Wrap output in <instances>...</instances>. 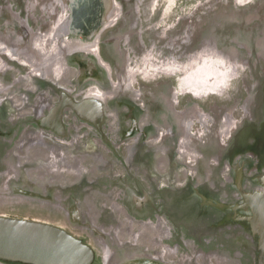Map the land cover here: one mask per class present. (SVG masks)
Returning <instances> with one entry per match:
<instances>
[{"label": "rangeland", "instance_id": "rangeland-1", "mask_svg": "<svg viewBox=\"0 0 264 264\" xmlns=\"http://www.w3.org/2000/svg\"><path fill=\"white\" fill-rule=\"evenodd\" d=\"M8 3L13 7L9 6L8 9L13 16L20 20L19 27L14 25L18 33H20V28L24 33L27 32V29L35 31L37 27L42 28V22L55 21L56 19L57 22L52 23L53 30L46 34H32L33 38L36 36L39 38L37 40H40L42 36V45L46 50L50 49L51 34L55 32L53 36L57 37L56 43H58L59 50L63 48L60 46L68 43L70 46L68 49L78 47V50L92 53L87 54L74 50L76 53L66 55V59L61 57L66 67L64 75L72 77L73 83H62L68 90L64 100L58 101L57 98H52V103L58 101L57 105L50 112L45 111L44 117L48 118L49 123L54 127L49 129L50 134L58 131L55 129L57 126H64V131L58 132V135L64 139L77 140L78 135L79 137L83 135L88 140L82 149L78 148V144L65 147V150L74 151V153L66 152L69 158L73 154L77 156H80L81 153L87 154V157L82 158V164L88 170L81 175V180L80 176L78 179V176L63 169L58 172L50 169L49 173L46 170L47 173L41 177L43 168L39 166L42 165L33 164L31 177L33 186L37 185L36 181L42 182L52 198L61 199L60 197H69L78 194V192L84 194L88 189L93 190L92 192L95 191L94 184L90 181H92L93 175L98 174V169L93 168L92 171L90 168L93 160L89 154L95 149L91 140L95 138L102 141L110 138L111 131L108 133L105 127L113 126L112 129L116 130V134L124 135L123 129L129 130L132 126L131 121L137 119V116L142 113L141 109L144 108L149 118L147 124H151L143 127L146 132L148 128L153 127L154 122H158V116L153 117V112L161 110L154 100V96L157 93L164 96L166 90L178 95L180 105L189 101L188 97L191 98V95L187 92L183 81L181 84L179 83L178 78L186 79L185 72H189L188 64L190 65L192 60L193 65L196 66L200 64L202 66V63H207L208 59L211 60V67L212 63H215L214 80L218 81L215 84L217 87L207 86L208 78L206 77L204 79L206 87H203L201 91L209 90L210 92L201 99L192 98V100L209 111H212L214 103L220 104V136H217V140L219 138L224 140L232 132L234 125L239 122L237 119L245 114L243 105L247 102V97L249 94L253 95L251 109L254 115L247 114L248 116L239 122L233 135L227 139L229 145L220 147V152L223 153V156L221 155L223 161H220V164L209 163L211 156L219 155L216 143L211 142L212 138L217 142L215 137H212L214 136L211 131L214 126L213 118L198 107L206 116H203V121L206 124L202 125L197 119H194L192 122L196 123L197 121L200 128L198 131L191 130L192 122L190 121L187 132L200 137L204 145L206 141L211 144L202 148L207 159L194 164L190 162L193 170L198 172H193L194 177L188 179L185 185H182L186 180L185 172L178 170V164L176 167L173 166L176 168L174 174L176 190L174 193L169 190L158 193L162 198L171 195V204L167 205L169 207H165L166 211H161L166 216L160 215L167 221L170 219L174 225L177 241V245H175L176 260H179L183 254L191 255L200 250L207 252L215 249L227 252L233 260L222 256L220 258L215 256L205 258L204 255L209 253L196 255L198 257H195V260L200 263L206 261L209 264H258L256 253L255 257L253 254V257L246 254L245 251H250L249 243L241 236L228 239L226 237L224 241H220L211 232L209 218H215L216 213L208 212L211 215H207L208 209L203 205L201 210L199 203L203 200L199 196H195V192L191 190L190 186H199L198 192L211 202L216 201L219 197L220 200L231 202L237 198L238 193L235 191L236 186L233 187L235 184L232 183L234 180L232 172L235 167L240 170L236 178L242 186L246 185V187H252L256 183V176L264 173V0H0V5ZM28 13L34 23H28ZM87 13H91V15L88 16ZM93 13L95 16L92 15ZM1 15L0 20L9 17L8 12L2 7ZM35 21L37 22L36 26L34 25ZM102 25H108V27L101 35H96ZM92 34L97 37L95 36L91 42H88ZM24 39L25 37L22 40ZM109 44L115 46L118 54H124V58L117 59L110 50ZM96 45L100 48L99 53L102 59L98 54L96 55L98 53ZM197 47H206L207 51V53L195 54L200 62L194 59L195 55L193 56L198 51ZM6 48L5 43L0 45L1 50L4 51ZM211 50H214L216 54L209 53ZM18 53L12 54V58H17L26 64L24 58ZM150 60L154 63L153 69L157 65L160 67L144 75V66L149 64ZM169 63L176 67L168 69ZM9 67L8 64L6 68ZM203 75L204 72L200 75L199 70H192V79L196 81ZM60 76L55 77L54 75L57 79ZM128 80L129 84L126 82ZM107 82H114L113 87H109ZM92 86L97 87L96 90L104 95L93 92V96ZM55 90L56 92L61 91ZM137 91H141L140 98H136ZM114 92L118 96L117 99L112 100V97L107 98L105 95V93L112 95ZM174 98L176 99V96ZM34 99L35 97L32 98L33 103ZM84 102H88L86 108L83 107ZM32 123L37 126V121L32 120ZM76 126L81 128V131L75 130ZM225 129L228 132L225 133ZM209 136L211 138L204 141V138ZM253 137H258L259 142L251 148L248 143L252 141ZM103 148L110 147L98 146L102 154L104 153ZM237 151L240 153L238 154ZM249 151L252 154V156L248 155L249 161L248 159L234 160L238 156H247ZM233 153L235 155L232 158ZM48 163H44V165L47 167ZM188 169L191 170L190 167ZM117 170H120V173L125 171L118 168L115 172ZM51 175L54 178H49ZM118 180L119 182L129 183L132 181L135 183V179L131 176L120 177ZM88 183H91V188L88 187ZM210 183L212 186L216 185L214 187L218 189V194L209 192L207 185ZM123 189L121 190L124 193L123 202L129 208V214H135L127 190L124 187ZM0 214L27 216L57 224L65 220L62 209L50 202L47 204L24 200L6 202L0 199ZM102 217L107 219L106 214H103ZM137 226L135 224L133 227L134 231H137ZM75 228L70 227L73 232L88 241L91 240L89 237L91 232L89 233L88 228L76 225ZM149 234L152 232L145 233V238L140 239V244H149L147 237ZM224 234L228 235V233ZM252 245L251 242L250 246Z\"/></svg>", "mask_w": 264, "mask_h": 264}, {"label": "flooded vegetation", "instance_id": "flooded-vegetation-1", "mask_svg": "<svg viewBox=\"0 0 264 264\" xmlns=\"http://www.w3.org/2000/svg\"><path fill=\"white\" fill-rule=\"evenodd\" d=\"M9 6L13 8L10 3L0 5V18H2L1 7L9 14L8 18L0 20V45L5 43L7 47L4 51L0 49V199L6 202L17 200L38 201L44 204L50 202L52 205L55 204L58 208H61L64 212L65 220L58 223L59 225L66 227L70 231H72L70 227L75 228V225L78 227L83 226L90 230V243L95 251L91 264H104V255L108 256V258H105L108 264H209L206 261L200 263L195 260V257H198L196 255H204V253H209L204 255L205 258L208 256L220 258L222 256L232 261L233 259L229 257L227 252L215 249L207 252L200 250L199 252H193L191 255L183 254L179 257V260H176L175 245H177V241L175 239L176 232L174 225L170 219L167 221V219H164L160 215L164 214L161 211H166L165 207H169L167 205L171 204V195L170 197L163 196L162 198L159 193L168 190L174 193L176 190V176L174 175L176 173V168H174L176 164L179 166L178 170L186 174V180L182 184L185 185L188 179L194 177L192 174L198 172L197 170H193L191 163L194 164L200 160L207 159L202 152V148L211 145L206 141L211 136L204 138V141H206L204 145L200 137L193 136L194 134L190 135L187 132V126L190 124V121L192 122L194 119H197L203 125V116H205L204 112H202L203 110L213 118L214 126L211 131L214 136L212 137H215L217 140V136H220V104L214 103L212 111H209L192 100V98L201 99L206 93L210 92L209 90L201 91L203 87H206L204 85V79L206 77L208 78L207 86L215 87L218 81L216 79L214 80V77L209 79V76L203 75L199 80L200 82L195 84L192 81L193 60L191 59L190 65L188 64L189 72H185L186 79L178 78L179 83L181 84L183 81V85L191 95V98L188 97L189 101L180 105L178 95L171 91L167 92L166 90L164 96H160L161 93H157L154 96V100L161 110L153 112V117L158 116V122H154L152 124L153 127L148 128L146 132H144L143 127L151 124H147L149 118L144 108L141 109L142 113L137 116V119L131 121V128L129 130H126L127 128L125 130L123 129L124 135L119 136L116 134V130L114 131L112 129L113 126L105 127L108 133L111 131L109 133L110 138L103 139V142L95 138L91 140V144L95 149L89 154V157L93 160L90 168H92V171L93 168L98 169V174L93 175L92 181H90L94 184L93 189L95 191L92 192L93 190L88 189L87 193L84 194L78 192V194H73L69 197H60L61 199L52 198L49 196L42 182L36 181L37 185L33 186L31 177L34 163L42 165L39 166L43 168L41 177H44L47 171L49 173L50 169L56 172L62 171L63 169L78 176V179L80 176L81 180V175L88 170L82 164V158L87 157V154L81 153L80 156L73 154L69 158L66 152L71 151L74 153V151L71 149L65 150V147H70L72 144H78V148L82 149L88 140L83 135L81 137L78 135L77 140L64 139L58 135V132L64 131V126H57L55 129L58 131L50 134L49 129L54 127L49 123V119L44 117L46 110L50 112L57 105L58 101L64 100L68 90L62 83H73L72 77L64 75L66 67L64 66L62 58L66 59V55L76 53L74 50H78V47L68 49L70 46L68 43H65L64 46H60V48H63L59 50L58 43H56L57 37L53 36L55 34L54 32L51 34V38L49 37L52 41L50 43V49H47V51L42 45V36L40 40H37L39 38L37 36L33 38L32 34H46L50 30H53L51 28L52 23L56 19L55 21L42 22V28L37 27L35 31L27 29V32L24 33L20 28V33H18L14 25L19 27L20 20L16 16H13L12 12L8 9ZM90 15L91 13L88 14V16ZM92 15L95 16V13ZM27 20L29 24L30 22L34 23L29 13L27 14ZM36 23L35 21V26L37 25ZM78 27L81 28L80 26ZM107 27L108 25H102L96 35H101ZM27 35L29 36L27 37ZM96 35L92 34L88 42H91ZM24 37L25 39L22 40ZM109 45L110 50L117 59L124 58V54H118L115 46L112 44ZM96 50L98 51L96 55L98 54L101 58L98 45H96ZM78 51L82 50L79 49ZM17 52L21 54L20 56L24 58V63L26 64H23L17 58H12V54ZM82 52L92 54L88 51ZM203 52L207 53L206 50H201V53ZM211 53L212 55L216 54L214 50H211ZM209 61L211 60L208 59L207 63H202V67L208 65ZM96 63L99 66L97 61ZM148 63L144 66V75L160 67V65H157L153 69L154 63L151 60ZM8 64L10 67L6 68ZM174 67L172 65L167 66L168 69H174ZM205 73H207V68L205 69ZM53 74L55 77L61 76L57 79ZM126 82L129 84V80ZM113 83H108L109 87H113ZM55 89L61 91L56 92ZM93 89L95 90L93 91ZM96 89L98 88L92 86L91 92L93 96L94 94L104 95ZM137 92L136 95L138 96L136 98H140L141 91ZM105 95L107 98L112 97V100L118 97L115 92L112 95L108 93H105ZM174 96H176V99ZM33 97H35L34 103L32 100ZM52 98H57L58 101L52 103ZM247 98V102L243 105L245 114L237 119L239 122L243 121L248 116L247 114L254 115L251 109L253 95L249 94ZM87 103L84 102L83 107L86 108ZM193 104L195 106H192ZM198 107L202 110L198 109ZM114 114L117 115V113ZM32 120L37 121V126L32 123ZM197 121L196 123L192 122L191 130L198 131L200 125ZM239 122L234 125V128L231 130L232 132L224 140L219 138V141L217 140L215 142L214 138H212L213 141L211 142L216 143L219 149V155L216 157L211 156L209 159L211 161L209 162L210 164L215 165V162L220 164V161H223V159L221 160L223 153L220 152V147L228 144L227 139L238 128ZM75 130L81 131V128L76 126ZM226 132L228 130L225 129ZM108 133L106 135H109ZM258 142L259 138L253 137L252 141L248 144L252 148ZM104 145L110 147L103 148L105 155L98 149V146L104 147ZM246 149L247 146L244 150L246 151ZM237 153L239 154L240 152L237 151ZM235 154H232V158ZM246 155L244 156L245 158L238 156L234 160L248 159L249 161L248 155L252 156L251 152L249 151ZM134 159L135 163L133 162ZM44 163H48L49 166L46 167ZM189 167L191 169L190 171L188 169ZM118 168L121 170L124 169V173H120V170L115 172ZM239 171L235 167L232 172V178H234L232 183L235 184L233 187L236 186L235 191H238V179L236 176ZM125 176L134 178L135 183L132 181L129 183L119 182L118 179ZM49 178H54V176L51 175ZM36 179L37 177L35 175ZM91 183H88L89 188H91ZM214 186L211 183L207 185L209 192L218 194V189ZM123 187L127 190V195L131 200L132 208L135 209V214H129L130 210L123 202L124 193L121 191ZM244 187L248 188L246 185ZM190 188L195 192L196 197L199 196L203 200L199 203L201 210L203 205L208 209L206 212L207 215H211L209 213L212 212L216 213L215 218H209L211 221V232L220 241H224L226 237L228 239L241 236L243 240L249 243L247 245L250 247V251H245L246 254L255 257L256 248L254 244L250 246V243H253L250 234L235 223L223 224L221 204L225 201L220 200L219 197L216 201L211 202L206 200L204 195L202 196L198 192L199 186H190ZM139 191L141 193H138ZM7 196L8 199H6ZM55 197H58V195H55ZM103 214H106L107 219L102 217ZM20 217L28 218L27 216ZM135 224L138 225L137 231L133 230ZM147 232H152V234L147 236L149 244H140V239L145 238L144 236ZM224 233H228V235L225 236ZM79 237L84 241H88L80 235ZM229 254L232 256L231 253ZM4 263L28 264L0 260V264Z\"/></svg>", "mask_w": 264, "mask_h": 264}, {"label": "water", "instance_id": "water-1", "mask_svg": "<svg viewBox=\"0 0 264 264\" xmlns=\"http://www.w3.org/2000/svg\"><path fill=\"white\" fill-rule=\"evenodd\" d=\"M238 196L222 202L223 224L235 223L248 232L258 264H264V173ZM94 247L69 229L45 220L0 214V260L28 264H91ZM108 258L104 255V264ZM107 262V263H106Z\"/></svg>", "mask_w": 264, "mask_h": 264}, {"label": "bare ground", "instance_id": "bare-ground-1", "mask_svg": "<svg viewBox=\"0 0 264 264\" xmlns=\"http://www.w3.org/2000/svg\"><path fill=\"white\" fill-rule=\"evenodd\" d=\"M198 48V47H197ZM201 50H206V47L205 48H198V51H197V53L195 52L194 54H193V56L195 55V54H201ZM209 53H211V52H209ZM212 56V55H211ZM195 58V60L196 61H198V62H200L199 60H198V58H197V56L195 55L194 56ZM197 58V59H196ZM205 61V60H204ZM204 61H202V62H204ZM200 67H201V70H200ZM207 68V73H205V69ZM214 68H215V63H212V67H211V61H209V63H208V65H206V66H204V67H202L201 66V64L200 65H198V66H196V65H193V69L194 70H199L200 71V75L204 72V75L205 74H207L209 77H215V75H216V71L214 70ZM210 78V79H211ZM200 80V79H199ZM199 80H195V79H193L192 81L195 83V84H197V83H199L200 81Z\"/></svg>", "mask_w": 264, "mask_h": 264}]
</instances>
